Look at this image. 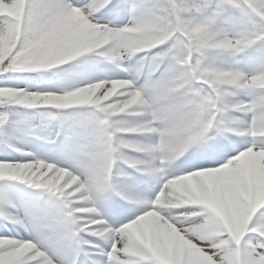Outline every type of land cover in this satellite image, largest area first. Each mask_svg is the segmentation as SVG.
<instances>
[{
	"label": "snow or ice",
	"instance_id": "snow-or-ice-1",
	"mask_svg": "<svg viewBox=\"0 0 264 264\" xmlns=\"http://www.w3.org/2000/svg\"><path fill=\"white\" fill-rule=\"evenodd\" d=\"M0 264H264V0H0Z\"/></svg>",
	"mask_w": 264,
	"mask_h": 264
}]
</instances>
